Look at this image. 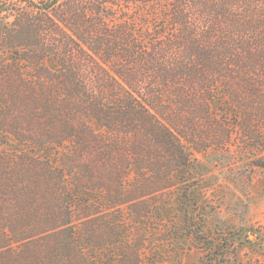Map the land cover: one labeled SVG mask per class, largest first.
<instances>
[{
  "label": "trees",
  "instance_id": "1",
  "mask_svg": "<svg viewBox=\"0 0 264 264\" xmlns=\"http://www.w3.org/2000/svg\"><path fill=\"white\" fill-rule=\"evenodd\" d=\"M210 151L264 170V0H0V264H232Z\"/></svg>",
  "mask_w": 264,
  "mask_h": 264
},
{
  "label": "rangeland",
  "instance_id": "2",
  "mask_svg": "<svg viewBox=\"0 0 264 264\" xmlns=\"http://www.w3.org/2000/svg\"><path fill=\"white\" fill-rule=\"evenodd\" d=\"M198 157L202 174L198 194L213 206L205 216L207 229L242 230L247 239L232 264H264V170L234 163L214 151ZM165 221L174 230L173 222L179 223L180 217L170 209ZM160 234L152 240L154 245L164 241L159 245L163 264H209L191 242L169 241Z\"/></svg>",
  "mask_w": 264,
  "mask_h": 264
}]
</instances>
